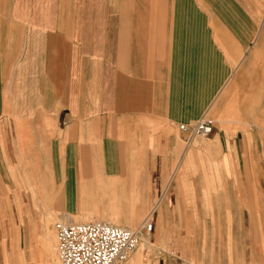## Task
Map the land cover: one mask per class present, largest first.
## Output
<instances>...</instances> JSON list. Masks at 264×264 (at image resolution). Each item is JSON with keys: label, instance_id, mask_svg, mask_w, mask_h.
<instances>
[{"label": "crops", "instance_id": "obj_1", "mask_svg": "<svg viewBox=\"0 0 264 264\" xmlns=\"http://www.w3.org/2000/svg\"><path fill=\"white\" fill-rule=\"evenodd\" d=\"M105 184L130 225L150 193L130 264H264V0H0V264Z\"/></svg>", "mask_w": 264, "mask_h": 264}, {"label": "built area", "instance_id": "obj_2", "mask_svg": "<svg viewBox=\"0 0 264 264\" xmlns=\"http://www.w3.org/2000/svg\"><path fill=\"white\" fill-rule=\"evenodd\" d=\"M215 119L203 115L195 124H182L191 137L209 136ZM153 222L149 219L141 229H131L109 221L78 223L59 222L56 225L58 254L61 264H124L140 244L141 234L150 233Z\"/></svg>", "mask_w": 264, "mask_h": 264}, {"label": "rangeland", "instance_id": "obj_3", "mask_svg": "<svg viewBox=\"0 0 264 264\" xmlns=\"http://www.w3.org/2000/svg\"><path fill=\"white\" fill-rule=\"evenodd\" d=\"M204 115H206V114H204ZM207 115H209V114H207ZM209 116L212 117V115H209ZM215 118L217 120L220 119V118H217V117H215ZM196 137H200V136H196ZM117 190L118 189H116V186L110 188L109 185L105 184V186L100 191L101 198L102 199L105 198V199L108 200V203H109L108 206L110 207V209L112 211L111 213H113V214H111L110 217L101 216V215L94 217L95 215H92V217H93L92 221H108V220H110L112 218V223H115V224H118V225H123V226L131 228V229H141L142 227H144L145 223L149 219H151V217H152L151 216L152 212H151V209H150V202H149V194L150 193L143 192V201H142L143 206H144L143 207V211H144L143 217L140 219V221L138 223L130 225V224L122 222L120 220V218L116 217L119 214V212H120V207H119L120 195H119ZM81 195L84 198V200H85V198H87L86 196H88L86 191H83ZM95 197L99 199V197H97V196H95ZM84 204H86V203H84ZM96 204H98V203H96ZM85 206H87V205H84L82 207V214L91 215V214L94 213L93 209H88ZM95 207H97V205H95ZM87 210H90V211H87ZM59 222L66 223V222H64L63 218H58V217L55 218V229H56L57 223H59ZM76 222H82V221L78 220ZM56 233H57V229H56ZM149 235H150V233H147L146 231L142 232L139 247L135 251H133L131 253L130 258L127 261L126 264H130L131 262L138 263V262H134L133 261L134 257L136 255H138V254H140L141 257H144L145 250L146 249H148V250L150 249V238H149ZM146 238H148V239H146ZM145 240H148L147 245L145 244V242H146ZM57 247H58V237H57V239L55 241V255H54V257L56 258L57 264H61L60 259H59V254H58ZM139 263H141V261Z\"/></svg>", "mask_w": 264, "mask_h": 264}, {"label": "bare ground", "instance_id": "obj_4", "mask_svg": "<svg viewBox=\"0 0 264 264\" xmlns=\"http://www.w3.org/2000/svg\"><path fill=\"white\" fill-rule=\"evenodd\" d=\"M48 215V214H47ZM92 215L93 214H91V215H84V214H78V215H75V214H71V213H65V215H64V222H66L67 224L68 223H72V222H76V221H78V220H80V221H82V222H87V221H92ZM49 216V215H48ZM52 216V215H51ZM53 217H55V215L53 216ZM49 218H51V217H49ZM48 219V218H47ZM109 222H112V218L110 219V220H108ZM51 222V221H50ZM53 222V221H52ZM123 226V225H122ZM54 234V233H53ZM146 239H148V238H146ZM146 242H145V244L147 245V243H148V240H145ZM136 259H138V260H140L141 259V256H140V254H138L137 256H136Z\"/></svg>", "mask_w": 264, "mask_h": 264}]
</instances>
